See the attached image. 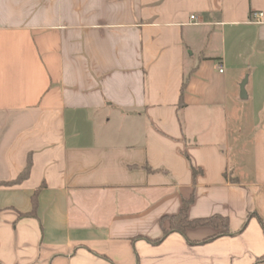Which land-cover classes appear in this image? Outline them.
I'll return each instance as SVG.
<instances>
[{"label":"crops","instance_id":"0c3cea01","mask_svg":"<svg viewBox=\"0 0 264 264\" xmlns=\"http://www.w3.org/2000/svg\"><path fill=\"white\" fill-rule=\"evenodd\" d=\"M0 264H264V0H0Z\"/></svg>","mask_w":264,"mask_h":264},{"label":"trees","instance_id":"16d2710c","mask_svg":"<svg viewBox=\"0 0 264 264\" xmlns=\"http://www.w3.org/2000/svg\"><path fill=\"white\" fill-rule=\"evenodd\" d=\"M30 170V165L28 164L26 169L23 173L19 175V177L15 180V182H20L23 179H25L28 176ZM196 171V169H195ZM234 182V181H231ZM40 192V189L36 190L35 193L32 196V210L31 212L27 213V215H35L37 211L38 206V194ZM194 197L191 196L189 199H185L183 201L182 208L180 212L176 215L170 216V229L164 230V236H166L171 231H178L181 233H185L187 228L190 227H197V226H205V225H211L215 226L217 228H221V234H229V227H228V219L226 217H223L221 215H215L208 218H197V219H189L188 217V209L191 203L193 202ZM216 234L215 236H217Z\"/></svg>","mask_w":264,"mask_h":264},{"label":"water","instance_id":"95a60500","mask_svg":"<svg viewBox=\"0 0 264 264\" xmlns=\"http://www.w3.org/2000/svg\"><path fill=\"white\" fill-rule=\"evenodd\" d=\"M246 83H247V78L241 84V96H242V98H246L247 97V93H246V90H245Z\"/></svg>","mask_w":264,"mask_h":264},{"label":"built area","instance_id":"2783aa9c","mask_svg":"<svg viewBox=\"0 0 264 264\" xmlns=\"http://www.w3.org/2000/svg\"><path fill=\"white\" fill-rule=\"evenodd\" d=\"M196 16H191V19H195ZM255 18L256 20H261L263 18V12H257L255 13ZM220 71H223V69L221 68Z\"/></svg>","mask_w":264,"mask_h":264},{"label":"rangeland","instance_id":"374dc122","mask_svg":"<svg viewBox=\"0 0 264 264\" xmlns=\"http://www.w3.org/2000/svg\"><path fill=\"white\" fill-rule=\"evenodd\" d=\"M245 79H246V78H243L242 81H244ZM243 101H244V102H242L243 105H244V110H243V111L247 113V112L249 111V109H250V108H249V107H250V102L246 101V99H244ZM229 104H230V103H229Z\"/></svg>","mask_w":264,"mask_h":264}]
</instances>
